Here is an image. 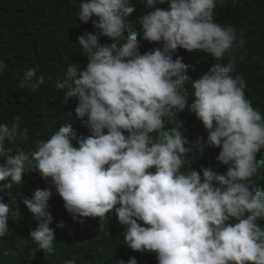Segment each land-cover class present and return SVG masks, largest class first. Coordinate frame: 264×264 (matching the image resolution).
Here are the masks:
<instances>
[{
	"label": "clouds",
	"instance_id": "9594fccd",
	"mask_svg": "<svg viewBox=\"0 0 264 264\" xmlns=\"http://www.w3.org/2000/svg\"><path fill=\"white\" fill-rule=\"evenodd\" d=\"M140 3L150 9L136 21L142 39L162 44L143 54L138 33L128 31L134 0L79 4L77 19L95 28L77 40L88 63H70L55 84L63 103L78 97L75 118L68 113L70 119L31 151L5 147L27 137L20 115L11 125L0 124V182L10 178L0 192L16 199L13 189L23 174L38 172L50 178L74 221L99 218L102 228L114 214L124 244L156 253L158 264H264V186L256 184L264 179V160L257 159L264 149V114L247 98L243 77L234 75L235 62L221 63L244 48L243 33L216 21L217 0ZM165 3L168 8H161ZM178 48L210 53L216 63L193 80L187 75L192 66L173 59ZM4 68L0 61V72ZM38 72L25 71L20 87L39 89L45 76ZM186 109L207 130L206 142H190L182 122L176 123ZM85 117L86 137L73 127ZM206 147L220 149L216 159L226 172L191 167L193 150ZM52 195L49 187L22 198L37 223L29 260L38 251L55 252ZM10 207L0 197V237L9 232ZM127 264H137L136 258Z\"/></svg>",
	"mask_w": 264,
	"mask_h": 264
},
{
	"label": "trees",
	"instance_id": "16d2710c",
	"mask_svg": "<svg viewBox=\"0 0 264 264\" xmlns=\"http://www.w3.org/2000/svg\"><path fill=\"white\" fill-rule=\"evenodd\" d=\"M83 0H0V61L5 68L0 72V124L13 123L16 115L22 117L20 126L27 128V137L7 148L34 150L40 140L50 138L51 134L67 122L79 103L78 97L63 103V91H57L55 84L64 78L70 63L86 66L88 60L81 55L78 37L84 32H95L91 21L82 23L77 19L79 4ZM136 8L128 17L129 32L138 33L140 52L162 47L159 42L142 39L138 17L146 14L140 0H134ZM167 9L168 4L160 5ZM215 18L221 25H231L243 33L244 48L234 56L225 55L221 63L235 62L234 75H241L246 81L245 94L262 114H264V0H217ZM111 43L102 38L101 43ZM246 49V52H245ZM243 56V59H241ZM182 57L185 64L191 65L187 75L198 79L216 63L210 53L195 50L188 52L178 48L173 59ZM36 68L38 74L45 76V83L37 90L20 87L22 74ZM194 69V70H193ZM190 87V86H189ZM182 122L185 137L190 142L198 138L207 141V130L194 113L187 109L177 114L176 123ZM87 118L75 119L73 124L81 136L90 135L86 126ZM106 131V130H105ZM127 134V133H125ZM220 149L206 147L201 153L194 149L191 154V167L199 170L212 167L220 173L227 170L216 157ZM264 160V149L257 156ZM191 162V161H189ZM10 178L0 184L9 183ZM257 185L264 186V179ZM52 187L53 195L49 200V212L53 216L55 228V252L52 254L36 252L35 258L27 259L31 244L30 233L37 223L31 212L23 204V197H32L36 190ZM16 199L9 200L6 193L0 192L4 203H10L9 232L0 237V264H119L135 257L137 264H158L156 253L133 251L124 244V229L113 214L108 216L100 227L99 218H79L83 223L72 219L64 207L62 198L55 192L49 180L43 179L38 172L23 174L22 183L13 189ZM114 212V210H113ZM63 222L64 227L56 225ZM85 235V238L83 237Z\"/></svg>",
	"mask_w": 264,
	"mask_h": 264
}]
</instances>
